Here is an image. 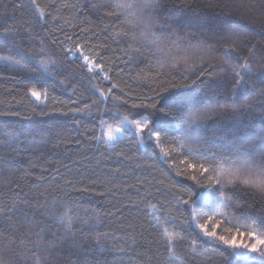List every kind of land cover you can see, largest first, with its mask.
I'll return each mask as SVG.
<instances>
[{"label": "trees", "instance_id": "1", "mask_svg": "<svg viewBox=\"0 0 264 264\" xmlns=\"http://www.w3.org/2000/svg\"><path fill=\"white\" fill-rule=\"evenodd\" d=\"M122 2L37 0L40 15L32 0H0V24L18 30L15 47L11 37L0 42L39 53L44 41L56 62L50 72H24L0 61V264H264L203 235L213 221L217 237L264 233V194L241 185L232 191L242 203L221 207L218 196L204 195L212 174L185 163L215 158L213 167L227 166L243 149L201 141L187 154L188 145L173 143L181 121L168 115L211 100L219 110L201 122V136L264 133V0H155L159 6L139 19L112 7ZM154 25L165 26L153 28L158 46L145 35ZM74 45L86 46L104 71L89 73L79 56H66ZM234 72L249 84L234 90ZM253 84L255 92L245 91ZM158 93L157 109L133 107ZM137 112L169 121L162 144H141L133 125H121L124 116L139 119ZM111 125L124 135L107 144L101 132ZM189 131L195 135V126Z\"/></svg>", "mask_w": 264, "mask_h": 264}, {"label": "snow or ice", "instance_id": "2", "mask_svg": "<svg viewBox=\"0 0 264 264\" xmlns=\"http://www.w3.org/2000/svg\"><path fill=\"white\" fill-rule=\"evenodd\" d=\"M32 4L34 7L38 8L40 15L44 14L45 10L42 7H38L37 0H32ZM158 6L159 5L155 3V0H125V2L115 3L112 5L113 8L119 9L121 13L130 14L136 17V19L144 16L145 9H152ZM157 27H159L161 31L165 30V26L163 25H154L149 27L148 32L145 35H150L152 37V44L158 46L159 41L156 39L155 32L153 31V28ZM0 30H2L0 31V35L12 38V45L15 47V36L18 34V30L15 28V26H9L6 23L0 24ZM171 30L173 33L175 32V29ZM233 31H235V29L225 28L226 34ZM84 47L86 46L74 45L72 49H64V53L66 56L69 54V52H71L72 56L74 57L79 56L84 62L83 66L88 69L89 73L99 74L100 72H103L104 69L102 63H97L95 62L93 56L84 54L82 51V48ZM5 49L8 50V54L0 55V61L10 64L12 67L18 68L24 72H29L30 70L36 72L41 70L50 72L49 65H55L56 63L55 60L52 59V56L48 55L44 41H42L40 44L39 53L28 51L24 48H16V50L13 51L11 48H9V43L7 41L0 42V52L5 51ZM225 51L227 53H235L236 50L233 47L228 48ZM15 56H20L25 62L20 63V60L14 58ZM41 57H47V59H42ZM229 59H231V56H229ZM239 59L240 58L237 54V60ZM244 59L246 60L247 58ZM30 66L33 67L30 69ZM160 66L164 67V64L161 63ZM242 67L247 69V72L252 71V68L249 67L247 63H245ZM213 71H215V69H213ZM204 74L205 73L202 71L201 76ZM104 78H107V72L104 73ZM250 79V77L246 79L245 75H242L241 73L234 72L232 81L234 90H238L241 85H248ZM196 83L197 82L195 80L192 81V84ZM114 87L115 86H113V88ZM173 87H175V85H173ZM248 90L255 92V85L253 84L252 87L245 88V91ZM108 91L111 92L112 89H109ZM167 91H169V89L162 88L160 93ZM28 92L32 97L35 98L36 101H40L44 95L35 88H29ZM160 93H158V99L150 101L147 105H133V107H146L154 110L157 109V105L161 97ZM259 93L264 95V89H260ZM100 95L101 97H104L105 94L101 92ZM224 107L227 108L230 107V105L225 104ZM218 110L219 109L217 108L216 103L208 100L205 103V107L202 109H181L176 113L169 112L168 115H175L176 119L181 121L179 127L183 129L182 137L178 138L177 140H173V143L179 142L182 148L185 147V145H188L187 154H191L193 152V148L191 147L192 144H199L201 141L205 143H214L215 141L219 140L228 145L230 148L238 145L239 147L236 148L238 152L243 149V154L241 157L237 160H232L227 166L220 164L216 167H213L212 163H214L215 158H213L212 162L206 160L204 163L199 164L190 163L187 161V159L185 160L187 166L191 167L196 173L204 174L205 176H207L209 173L212 174L211 181L209 182V185H207V188L210 189V192H205L204 195L206 198L209 195L218 196L220 198L221 207H223L226 203H242L236 199V194L232 191L234 188H240L241 185L247 189H252L256 192L264 194V133H259L256 135L251 134L248 135L246 139H243L242 136H238L231 140H226L225 138H207L201 136L198 131L201 122L206 120L208 117L216 115ZM160 111H163V109H160ZM136 115L140 118L130 120L128 116H124L120 121L121 125L125 123L133 125L134 132L132 135L134 137H138L139 143L141 144L145 142V139L152 142L153 145L162 144L163 137L161 134L165 128V125L169 123V121L164 117L150 118L152 117L151 113H149L148 116H145L143 113L137 112ZM193 126H195V135H192L189 131L190 129H193ZM117 131H120V129L117 128ZM107 138L108 141L116 139V137L111 135V126H109ZM96 139L99 140L100 138L97 137ZM257 142H259L260 147H258L255 152L249 151V145H257ZM165 155H167V153H165ZM190 179L197 180V176L192 175L190 176ZM212 181H214V183H212ZM229 193H231V195H229ZM183 203L185 204L187 210V205L189 202L184 201ZM192 213H197V209L195 207H193ZM196 218V216H193V220L190 221V223H194ZM209 219L213 220L212 217H209ZM215 223L216 222L213 221L212 228L205 229L203 232L205 237L218 239L219 241L223 242V244L228 245L233 249H244V252L238 253L240 255L248 256L249 253H258L259 257L264 259V233H257L254 228H248L245 232V235L249 238H253L254 242L237 244L235 238L226 239L223 235L217 237V233L214 230ZM226 231L231 232L232 229H226ZM197 238H199V236ZM174 239L175 237L172 234H169V237L166 239L165 243L171 245ZM193 250L195 251V248H193ZM249 258L251 259L250 256Z\"/></svg>", "mask_w": 264, "mask_h": 264}, {"label": "rangeland", "instance_id": "3", "mask_svg": "<svg viewBox=\"0 0 264 264\" xmlns=\"http://www.w3.org/2000/svg\"><path fill=\"white\" fill-rule=\"evenodd\" d=\"M117 128L120 129V131H117ZM109 132V126L103 127L102 128V132H101V136L102 139L107 143V144H112L114 143L116 140H118L119 138H121L124 135V132L122 130L121 127L119 126H113L111 125V135H113L114 137H116V139L112 140V141H108L107 138V133ZM250 242H254L253 238H249V237H240L238 239H236V243L240 244V243H250ZM238 253H242L245 250L244 249H235ZM248 256H253V257H259L258 253H249Z\"/></svg>", "mask_w": 264, "mask_h": 264}]
</instances>
